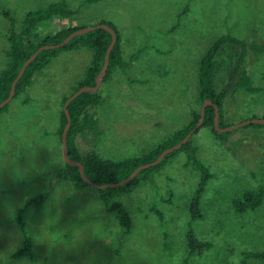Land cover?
I'll return each mask as SVG.
<instances>
[{"label": "rangeland", "instance_id": "1", "mask_svg": "<svg viewBox=\"0 0 264 264\" xmlns=\"http://www.w3.org/2000/svg\"><path fill=\"white\" fill-rule=\"evenodd\" d=\"M56 1L0 0V71L8 61L10 25L4 13L20 30L27 11ZM65 1L77 12L41 22L34 29V43L62 28L104 21L121 35L124 60L143 48L126 69L101 82L103 101L90 109L100 134L77 136L83 156H138L187 124L191 111L201 105L198 61L218 36L231 33L249 40L255 28L264 43V0ZM55 51L25 91L8 102L15 109L12 120L0 112V264H181L186 257L187 206L200 178L183 151L154 172L153 182L139 181L112 197L130 216L126 234L116 211L105 209L97 188L88 184L76 189L63 181V186L54 185L58 178L49 145L62 99L73 92L93 57L85 46ZM239 53L236 46L225 44L216 55L217 90L232 78ZM246 68L253 85L262 90L237 89L233 82L221 114L226 126L264 118V51L256 58L249 54ZM25 97L31 102L22 106ZM191 141L212 177L200 200L204 217L192 224L210 247L190 256L188 264H259L244 259L243 253L264 250V198L258 208L242 214L234 211L231 198L242 188L264 185V126L244 125L223 137L202 126ZM46 192V199L21 211L31 237L30 255L13 256L23 241L16 215L24 196L28 200Z\"/></svg>", "mask_w": 264, "mask_h": 264}, {"label": "trees", "instance_id": "2", "mask_svg": "<svg viewBox=\"0 0 264 264\" xmlns=\"http://www.w3.org/2000/svg\"><path fill=\"white\" fill-rule=\"evenodd\" d=\"M92 1V0H84ZM77 12V9L70 7L65 0H59L56 2L48 3L45 6L34 8L24 14L22 19V25L20 30H16L13 26L14 19L6 11L5 17L9 21L10 28L6 34L8 42V48L6 55L8 61L4 69L0 71V102L5 99L9 93L12 80L15 78L18 70L20 69L23 61L28 58L39 46L43 44L58 43L62 41L70 32L77 29L76 27H67L53 32L45 36L42 41L34 43L32 39L36 36L34 29L43 22L54 20L56 18H65L72 16ZM99 23H106L110 25L116 32V42L109 54V64L102 82L107 81L117 69H126L132 61H134L138 55L142 52L143 48L138 49L137 52L131 54L129 60H124L121 47V35L117 28L110 22L101 21ZM111 40V35L108 31L102 28H95L82 35H77L70 39L64 46L56 48L57 50H72L81 46L90 48L93 51V57L91 63L86 69L84 77L77 83L74 91L83 85H94L95 77L99 73L106 49ZM230 44L239 48L240 53L237 56L234 66L232 78L220 89L215 87L216 73L218 62L216 55L221 50L222 46ZM56 49H47L40 51L36 57L26 66L21 78L16 83L14 97L20 94L22 91L32 83L33 75L42 70L49 62L52 56L56 53ZM264 51V43L260 41L257 29H253L250 34V39L245 40L231 33H224L218 36L210 46L204 51L201 58L198 61V100L202 103L203 99L209 98L212 102L216 103L219 108V126H226L221 121V114L223 112L224 97L228 92L230 86L234 82V87L244 89L251 92L261 91V87L254 86L251 76L248 74L246 68V58L249 54L253 58L258 57ZM236 79V81H234ZM72 92V93H73ZM63 97L62 106L65 100L72 94ZM103 101L102 95L99 91H84L77 95L68 103V111L71 118V124L67 131V149L70 158L80 161L83 164V171L86 177L92 182L97 184H103L108 182H115L127 177L133 169L138 165L154 160L157 155L165 148L172 146L179 142L197 123L199 118V111L192 110L190 121L175 130L168 135L164 140L157 143L148 151L138 156H128L119 160H112L109 158H102L96 152H90L86 155H82L76 146V137L78 135H84L87 132L92 133L94 138H97L100 134L98 118L94 111H90L91 108L101 104ZM28 102V98L24 100V103ZM8 103L0 108L3 111L7 108ZM214 120V107L208 105L204 112L203 123L201 126L210 127L212 132L217 137H223L229 132L218 133L213 127ZM66 123V116L63 112V108L59 115V124L56 130V134L61 135L62 129ZM250 126H264V124H248ZM245 125V126H248ZM199 127L194 131L197 132ZM193 133V134H194ZM61 141V139H60ZM184 152L187 156V163L192 165L194 169L199 172L200 178L197 186L191 196L188 203L189 221L185 232L186 240V257L183 258L181 264H188V259L192 255H200L204 250L210 247V243L206 240L199 239L193 228V222L201 220L203 212L200 207L201 196L204 192L205 186L208 180L212 177L208 168L197 157V147L192 144L191 137L184 143L179 149L166 154L161 161L155 166L142 169L135 177L129 182L117 186L106 187L98 189L99 197L102 200L105 209L108 212L116 211L118 217V223L123 229V233H128L130 230V216L123 204L118 201H113L112 197L119 193L128 192L132 185L139 181L153 182L154 172L160 171L163 166L170 161L179 152ZM54 175L58 179H69L74 184V187L80 188L88 185L79 174L78 166L67 165L58 168L54 171ZM48 192V191H47ZM47 192L41 193L38 196L32 197L25 201L24 205L18 211L16 220L20 226L23 234L22 246L16 250L13 256L30 255L31 253V237L24 229V221L21 216V211L25 207L31 204H38L43 199L47 198ZM264 198V185L260 184L257 188H242L237 196L231 198V203L236 213L242 214L249 210L258 208ZM155 211V210H154ZM159 217L161 213L156 210ZM243 258H254L259 261V264H264V250L255 252L243 253ZM240 264H244V260Z\"/></svg>", "mask_w": 264, "mask_h": 264}, {"label": "water", "instance_id": "3", "mask_svg": "<svg viewBox=\"0 0 264 264\" xmlns=\"http://www.w3.org/2000/svg\"><path fill=\"white\" fill-rule=\"evenodd\" d=\"M95 28H102L105 29L106 31H108L111 35V40L108 44V47L106 49L105 55H104V60H103V64L102 67L99 71V73L96 75L95 77V84L94 85H83L81 87H79L76 91H74L63 103V112L66 116V123L62 129L61 135H60V139H61V152H62V157L63 160L65 162V164L67 165H76L78 166V171L80 176L82 177V179L84 180V182H86L89 185H92L93 187L97 188V189H102V188H106V187H117V186H121L127 182H129L130 180H132L135 175L137 174V172H139L142 169H146L152 166H155L156 164H158L161 159L168 153H171L177 149H179L184 143L187 142V140L191 137V135L194 133V131L202 125L203 123V118H204V112L205 109L208 105H212L214 107V120H213V127L214 129L218 132V133H225V132H229L231 130H234L238 127L244 126V125H248V124H253V123H258V124H264V118H252L249 120H245L243 122H240L238 124L235 125H231V126H219L218 124V120H219V108L218 105L214 102H212L211 99L209 98H205L203 99L201 105H200V111H199V118L198 121L196 123V125L176 144L169 146L165 149H163L158 155L157 157L149 162H145L142 163L140 165H138L135 169H133L131 171V173L125 177L124 179H121L119 181H115V182H108V183H103V184H97L92 182L88 177L85 176L84 171H83V164L80 161L74 160L72 158L69 157L68 155V149H67V131L70 127L71 124V118H70V114L68 111V103L74 99L77 95H79L80 93L84 92V91H97L103 76L106 73V70L108 68V64H109V54L111 49L113 48L115 42H116V32L115 30L108 24L106 23H99L97 25L91 26V27H83L80 29H75L72 32H70L62 41L58 42V43H50V44H43L41 46H39L28 58H26L20 69L18 70L15 78L12 80L11 85H10V89H9V93L7 95V97L5 99H3L0 102V108L2 106H4L5 104H7L14 96L15 93V87H16V83L18 82V80L21 78L26 66L36 57V55L42 51V50H47V49H54V48H58V47H62L64 46L70 39H72L73 37L77 36V35H82L84 33H87Z\"/></svg>", "mask_w": 264, "mask_h": 264}, {"label": "crops", "instance_id": "4", "mask_svg": "<svg viewBox=\"0 0 264 264\" xmlns=\"http://www.w3.org/2000/svg\"><path fill=\"white\" fill-rule=\"evenodd\" d=\"M22 92H24V91H22ZM21 92V93H22ZM26 99V97L25 98H22L21 99V105L22 106H27V105H25V104H28V102H31L30 100H28V102L27 103H24V100ZM11 101V100H10ZM9 101V102H10ZM14 111H15V109H14V107L12 106H7V108L5 109V110H3V111H0L2 114H4L5 115V117H7L8 118V120H12V114L14 113ZM58 124H59V120H58ZM58 124L56 125V128H54V130H53V134H52V140L53 141H51V144L49 145V150H50V152H51V155H52V157H51V159L53 160V162L55 163V164H53V166L54 167H56V169H58V168H61V167H63L64 165L61 163V161H64L63 160V157H62V152H61V141H59L58 139H57V137H56V130H57V127H58ZM76 146H77V148H78V150H79V146H78V142H77V137H76ZM80 151V150H79ZM55 181H58V182H55L54 183V185H57L58 187H60V186H63L65 183H62V181L63 182H69L68 184H71L72 183V181H70L69 179H55ZM73 184V183H72ZM73 186H74V184H73ZM86 186H88V185H86ZM92 186V185H91ZM82 187H84V186H82ZM82 187H80V188H82ZM78 189V188H77ZM26 201L27 200V196H24V198H23V201ZM25 201H24V203H25ZM24 203H23V205H24ZM18 250V249H17ZM15 252V251H14Z\"/></svg>", "mask_w": 264, "mask_h": 264}]
</instances>
